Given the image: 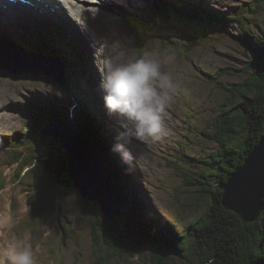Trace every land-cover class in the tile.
I'll return each instance as SVG.
<instances>
[{
  "label": "rangeland",
  "instance_id": "rangeland-1",
  "mask_svg": "<svg viewBox=\"0 0 264 264\" xmlns=\"http://www.w3.org/2000/svg\"><path fill=\"white\" fill-rule=\"evenodd\" d=\"M205 1L218 13L228 11L236 12L237 15L241 14L243 9H248L250 3L259 4L258 0ZM260 1L262 10L254 14L255 19L249 24V28L259 35L257 37L260 40L264 41V0ZM159 2L165 3L164 0H134V2L106 0V4L101 5L100 10L96 9L97 17L94 16L95 12L91 13V17L96 20L98 18L102 24L97 21L98 24L95 25L99 29V40L97 41L93 38V42L88 40L92 36L89 35L91 36L89 37L86 33L87 41L79 34L76 35L77 40L81 41V55L86 61H89L87 68L89 67L88 72L90 73L87 75L83 64L79 65L83 69H77L78 67L75 69L76 71L72 69V73L74 72L80 77L78 84L74 79V84L71 85L66 77L63 82H58L52 76H47L42 72L23 71L13 74L8 69L0 68V173L6 178V184L0 190V198L4 200V205L0 206V257L6 255L13 248L25 246L31 249L36 264H93L100 253L103 254L102 257L108 255L104 244L101 243V246L98 244L101 248L98 250V245L93 241L94 227L98 226V222L104 217L101 209L97 207L99 204L96 201H91L90 204L96 212L92 213L93 215L83 214L79 205L80 194L78 195V191H71L64 201L63 209L57 210L56 214L51 213L48 204H45L40 212H32L31 206L27 203L28 193L31 190L29 184L31 177L28 168L31 166H21L20 163L24 164L22 160L20 163L14 161L13 154L16 147H13L11 142H13L14 135L23 138L26 133V129L22 128V119L26 118L25 113L30 116L27 111H24V105L30 98L50 96L56 101V106L64 105L66 106L64 109L72 114L78 109L80 92L82 96L84 95L82 93V89H84L82 84L86 82V79H83L84 75L88 78L89 85L93 86V89L102 91L99 86L100 71L98 69L100 79H96L93 75L96 73L93 68H97L96 57L105 53L109 46H114L113 41L109 40L112 36L116 39L115 44L124 45L134 56L138 57L146 50L151 51L161 62L162 69L169 73L173 85L170 90L171 101L166 106L163 115L165 133L159 140H136L134 153L137 159L133 166L128 167L130 178L125 177V179H135L136 186L131 184L134 192H137V185L140 183V190L143 193L140 195L143 199L142 204L145 207L148 206L146 208L150 209L154 219L174 226L175 233L180 234L186 231L196 222L198 216L208 209L211 202L210 195H206L205 199H202V193L198 190V186L187 182L186 173L193 174L203 170L205 167L200 159L209 156L211 151L219 147L204 133L205 129L211 126L213 119L219 115L221 105L227 100V91L221 89L218 83L229 85L242 81L247 76L243 66L249 60L251 52L241 39L233 36L217 40L211 38L206 40L207 43L204 45L190 46L187 39L176 30H166L165 32L170 33H162L159 39H153L147 46L141 47L138 37L123 22L122 13L125 10L136 12L146 16L149 20L155 15ZM171 3L173 4V2ZM192 5L189 2L186 3L185 10L189 14L202 17L201 14L204 11L195 9ZM102 10L104 14L106 13L114 19L112 23L107 22L109 18L105 20L99 18L104 17ZM28 18L31 20L32 17ZM60 18L66 26L74 28V23L65 22L67 20L65 15ZM16 19V17H10L5 22L3 21L5 23L3 26L10 35L0 31V35L8 39L10 44H16L11 42L12 35H28V33L36 35L43 27L50 30L54 36L61 38L57 29L49 27L52 26L50 23L48 26H44L38 22L37 26H32L29 24L33 22L26 20L29 22V26H21ZM102 25L107 27H102ZM78 28L80 29L77 25V32ZM237 28L240 27H235L231 31L237 34ZM29 36L32 35L29 34ZM36 38L33 40L39 39ZM71 39L73 38L71 37ZM27 43L33 44L32 46L35 48H40L38 44ZM70 44L73 45L72 40H70ZM57 46L58 43L54 41L53 47L58 51ZM42 50L46 51L47 49L42 48ZM65 54L72 58L69 51H65ZM231 68L237 70L236 75L216 76L218 70ZM80 69L84 72H81ZM70 71L67 73L69 74ZM213 76H215L214 79H212ZM103 95L101 100H103ZM82 101V106L87 109L84 104L85 99L82 98ZM93 107L96 106L93 105ZM101 107H104V103ZM91 110H93L92 107ZM105 111L107 110L105 109ZM106 118L112 123L117 137L118 132L123 130L120 127L121 118L110 115H106ZM56 127L59 125L57 124L54 128ZM65 128L67 129V127ZM112 139L114 140L112 144H115L114 135ZM18 149L26 153L29 152L24 147H18ZM111 166L114 168L113 165ZM123 167L126 168L127 164L124 163ZM5 189L6 191L2 193ZM115 193H118L116 188L113 191V194ZM115 196L119 204L124 206V197L121 194H115ZM12 203L15 204L14 207ZM122 208L125 210L124 207ZM122 215L126 219L125 222L130 224L129 218ZM59 216L65 229L60 224ZM117 218L122 220L121 216H117ZM153 226L150 223L149 228H153ZM191 247H195V243L189 239L187 249ZM163 249H166V245L162 246ZM187 249L183 250V253H186ZM168 259L169 264H197L201 256H195L191 252L181 256L170 253ZM106 264H155L153 250L150 245H146L144 250L137 253L132 259L121 260L118 257H112Z\"/></svg>",
  "mask_w": 264,
  "mask_h": 264
},
{
  "label": "trees",
  "instance_id": "trees-1",
  "mask_svg": "<svg viewBox=\"0 0 264 264\" xmlns=\"http://www.w3.org/2000/svg\"><path fill=\"white\" fill-rule=\"evenodd\" d=\"M164 1L166 5L163 6L164 17L160 16L161 19H158L159 12L156 11L154 22H146V24L149 23L148 25L140 23L143 32L135 25L132 26L133 30L130 28L138 37L141 47L147 46L153 39H159L162 33H170L165 32L166 30L178 31L187 39L190 46L204 45L207 43L206 40L211 38L217 40L229 36L237 37L251 52L249 60L243 66L247 76L242 81L229 85L218 83L221 89L227 91V100L221 105L219 115L213 119L211 126L206 128L204 133L219 147L211 151L209 156L200 159L205 167L203 170L193 174L186 173L187 182L198 186L202 199L210 195L211 202L208 209L198 216L196 222L180 234L175 233L174 226L153 220L150 209L139 203L138 194L140 195V192H134L131 186L124 183L123 171L119 169L123 160L120 159L118 153L113 157L115 161L113 158L109 160L108 155L111 154L112 147L106 144L107 148L103 149L107 161L105 168L111 174H116L113 182L125 199L123 214L129 218L130 224L124 221V216L122 220L115 217L113 221L105 217L101 218L98 226L94 227L93 241L96 245L104 244L108 255L102 257L103 254L100 253L93 264H106L112 257H118L121 260L132 259L137 253H141L146 245H150L153 250L155 264H169L170 253L181 256L188 252L201 256L197 264H264V206L256 220L245 222L236 212L223 204L225 184L231 175L244 164L264 133V41L260 40L257 37L259 35L249 28V24L255 19L254 14L262 10V2L258 0L259 4L250 3L248 9H243L241 14L237 15L236 12H215V9L205 1L199 9L210 12L204 11L201 14L202 17H197L181 9L178 0ZM235 27H240L236 30L237 34L231 31ZM64 35L65 38L60 36L61 39H59L43 27L36 35L28 33V36L22 34L17 36L16 41L26 48L27 46L35 48L33 44H28L26 41L39 36V39L36 38L37 41L48 43L53 50L52 45L55 41L59 44L58 51L62 54L66 66L70 63L76 69L83 63L86 67L87 62L82 57L80 49L70 44L69 39L73 35L70 32H64ZM32 43L37 44L34 40ZM74 43L76 44V41ZM39 46L38 50L45 48L47 52L57 54L45 46ZM65 51L71 52L72 58L66 55ZM236 73V69H220L216 76L236 75ZM214 78L215 76L212 77ZM74 79V77L69 79L71 85L74 84ZM78 89L80 90V87ZM80 95L79 102L82 105L81 92ZM27 103L24 105L25 110L33 111L37 118L22 119L26 133L23 138L14 136L11 142L12 146L16 147L13 158L17 161L22 160L23 166H31L29 184L32 194L29 195L27 203L31 206L32 212H40L44 205L48 204L51 213L56 214L57 210L63 209L67 195L77 190L73 186L64 148L53 136L42 135V129L49 121L45 123L38 118V114H46L63 123H73L97 149L102 145L104 132L97 131L94 126L93 129L91 128L89 117L85 119L83 113L85 108L74 114L81 119L72 121L73 115L70 116L68 110L64 109L66 106H56V101L50 96L30 98ZM84 104L88 107L87 102ZM92 111L96 113L95 110ZM98 128L100 129V126ZM18 147L27 148L29 152L19 150ZM97 151L102 153V150ZM127 181L136 186L134 178L127 179ZM5 184L6 182L0 177V190ZM130 190L133 191L132 194L129 193ZM89 204H91L90 201L79 195L81 212L93 215L92 213L96 211ZM12 205L14 207L15 204L12 203ZM58 218L62 228L65 229L61 217ZM150 223H154L153 228H149ZM189 239L190 241L192 239L195 247L187 249ZM163 245H166V249L162 250ZM100 249L99 247L98 250ZM185 249L187 251L183 253Z\"/></svg>",
  "mask_w": 264,
  "mask_h": 264
},
{
  "label": "water",
  "instance_id": "water-1",
  "mask_svg": "<svg viewBox=\"0 0 264 264\" xmlns=\"http://www.w3.org/2000/svg\"><path fill=\"white\" fill-rule=\"evenodd\" d=\"M0 68L8 69L13 74L42 72L58 82L64 79L63 64H60L58 57L27 49L19 43L10 44L3 37H0ZM42 135L53 136L66 150L69 173L78 193L87 201H96L107 220L113 221L117 216L122 218L123 206L113 194L112 175L106 170L101 154L94 150L80 130L68 123L67 129L63 126L51 128L50 131L42 129ZM223 204L245 222H253L261 213L264 206V133L253 153L225 184Z\"/></svg>",
  "mask_w": 264,
  "mask_h": 264
},
{
  "label": "clouds",
  "instance_id": "clouds-1",
  "mask_svg": "<svg viewBox=\"0 0 264 264\" xmlns=\"http://www.w3.org/2000/svg\"><path fill=\"white\" fill-rule=\"evenodd\" d=\"M101 74L100 88L108 115L121 118L112 150L130 167L137 157L136 140L161 139L165 133L163 115L171 101L169 73L151 51L132 55L122 44L109 46L96 57ZM0 264H36L31 249L13 248L0 257Z\"/></svg>",
  "mask_w": 264,
  "mask_h": 264
},
{
  "label": "bare ground",
  "instance_id": "bare-ground-1",
  "mask_svg": "<svg viewBox=\"0 0 264 264\" xmlns=\"http://www.w3.org/2000/svg\"><path fill=\"white\" fill-rule=\"evenodd\" d=\"M34 1L35 3H38L37 0H32ZM129 1V0H128ZM131 2H134V0H130ZM180 1L179 4L181 9L185 10V4L186 3H191L193 4V8L195 9H199L200 7H202L205 3V0H178ZM106 2V0H55V1H50L49 3V6L50 7H53L55 9V12L59 13V16L61 17H64V15L66 16V19L65 22L69 23V24H75L74 28L71 26V29H63L64 31L63 32H70V33H74L75 34V38L73 39H69V40H77L76 38V35H80L85 41H87V36L85 35V33L91 37V39H88V40H91L92 41V38L94 40H99V36H98V32H99V29L98 27L95 25L98 24V22H100V20L97 18L94 19L93 17H91V13L93 14L95 12V15L97 17V12H96V9L98 8V10L101 9V5H104V3ZM103 3V4H102ZM208 3V2H207ZM8 2H0V31L5 33V34H9V32L7 30H5V27L3 26V24H5L4 22L6 20H8V18L10 17H16L17 19V23L18 24H23L25 22V24L27 26L29 25H32V26H37L38 25V21H34L32 24H29V22H27L26 20H29V16L33 17V14H34V11H33V8H31L29 5L28 6H25L26 3H23L21 4V2H17L15 4L13 3H9V4H12V5H17L19 7H21L19 10V13H13L11 11H9L8 9H4V8H1V7H4L5 5H7ZM106 4V3H105ZM165 4H162V2H159L157 3V8L155 10L159 12V14L157 15V18L158 19H161V17H164L165 16V13L163 11V6ZM166 6V5H165ZM168 6V5H167ZM18 8V7H17ZM7 10V12L5 11ZM186 11V10H185ZM203 11H207V12H210L209 10H205L203 9ZM216 12V11H215ZM102 13H103V10H102ZM180 13V12H179ZM100 14V13H99ZM90 15V16H89ZM104 17H99L101 19L104 18L105 19H108L107 22H113L114 19L109 16L108 14H104ZM192 15V14H191ZM195 15V14H194ZM76 19V20H73V18ZM193 16V15H192ZM95 17V18H96ZM122 18H123V22L126 23L132 30V26L135 25L137 26L138 30H143L141 29L140 27V23H144L146 24V22H154V19L156 18V16H152V19H149L146 17V16H142V15H139L138 13L136 12H130L128 10H125L123 13H122ZM73 20V21H71ZM94 20V21H92ZM4 21V22H3ZM3 22V23H1ZM14 24V23H13ZM16 24V22H15ZM29 24V25H28ZM100 24H102L100 22ZM149 24V23H148ZM146 24V25H148ZM77 25L80 27V29L78 28V32L76 31V27ZM108 26V24H106ZM107 26H104L102 25V27H107ZM110 26V24H109ZM131 30V31H132ZM58 31V30H57ZM143 32V31H142ZM59 33V32H58ZM27 34V33H26ZM58 35V34H57ZM66 35V34H65ZM28 36V35H27ZM16 37L15 35H12V38H11V42L12 43H18L16 41ZM19 37V35H18ZM73 37V36H72ZM65 38V37H63ZM80 39V38H79ZM109 40L113 41V45H114V42H116V39L113 38V36L111 38H109ZM33 40H27V42H32ZM37 44L41 45V46H45L47 47L50 51H55L58 55H59V58L61 57L60 56V52H58L54 47V50L51 49V47L49 46L48 43L46 42H43V41H36ZM151 45V44H150ZM53 46V45H52ZM67 46V45H66ZM81 46V45H80ZM98 48H101L100 46H97ZM80 51H82L81 48H79ZM102 49V48H101ZM71 53V52H70ZM87 66L89 65V61L87 60ZM63 64V70H64V77H66L67 79H72L73 77H75L76 80L80 79V77H78L77 75H75V73L73 72L72 73V69H74V67L69 63V66H66L65 63H63V61L61 60L60 58V64ZM89 68V67H88ZM86 69L87 70V75H90V73L88 72L89 69ZM71 69V71H70ZM75 70V69H74ZM94 72H96L95 74H93L96 79H100L99 77V73H98V67L95 69L93 68ZM69 74H67V72H69ZM76 71V70H75ZM66 72V73H65ZM84 79H86V82H85V87L84 89H82V93H84V96H82L83 99H85V102H87L88 104V107L86 110L83 111L84 115L87 117H89L88 121L91 123V128L93 129V126L96 128L97 131H103L104 132V139L101 140L102 141V145L98 146V149L97 147L94 146V150H102V153L101 151L99 152L102 156V162L104 164V166L106 167V158L103 154V149L105 150L107 148V145L113 147V145L111 144L114 140L112 139V136L114 135V139L116 138V134L114 133V130H113V125L111 122L108 121V119L106 118V115L108 116V113L107 111H105L104 107H101L102 106V103H103V100H101V97L103 95V92L102 91H99V90H96V89H93V86H90L89 85V80L88 78L84 75ZM67 82V81H66ZM97 82H99V80H97ZM66 87V86H64ZM53 90V89H52ZM100 93V94H98ZM62 96V95H61ZM65 96V95H64ZM24 100V99H23ZM46 102V101H45ZM77 103V102H76ZM93 105H95L96 107H93ZM81 105L80 102H78V109H76L70 116L73 115V118L71 119L72 121L74 120H77L79 118V120L81 119L80 117L77 118L76 115H74L76 113V111H79V109L82 110V108L84 109V107ZM91 107L93 108V110L96 111V113L94 114L93 111L91 110ZM46 110V109H45ZM24 111H27L29 113L30 116H27V114L25 113V117H33V118H37V116L35 115V113L31 110H25V107H24ZM19 116V115H18ZM38 118L39 119H42L45 123L46 121L48 120L49 122L47 123L46 127H44V129H48L50 131L51 128H54L55 126H57V124L59 126H64V127H67L68 126V122L67 123H63V122H60L59 120H55V119H52L51 117H49L48 115L46 114H43V115H40V113L38 114ZM44 116V117H43ZM41 117V118H40ZM46 119V120H45ZM54 121V122H53ZM52 122V123H51ZM107 122V123H105ZM100 126V129L98 128ZM22 128L25 129V127L22 125ZM58 128V127H56ZM80 134L83 135L82 131L80 130ZM49 135V134H48ZM15 136V135H14ZM14 136L12 137V139L14 138ZM85 138V134L83 135ZM66 140V142H68V138L65 137L64 138ZM74 139V138H73ZM87 139V138H86ZM116 140V139H115ZM107 144V145H106ZM76 148H79V146H77ZM255 148V147H254ZM66 152V150H64ZM254 151V149H253ZM253 151L251 153H253ZM67 155V153H66ZM114 156H116V152H114L112 149H111V154L108 155V158L109 160H111ZM67 157V160H68V156ZM120 157V155H119ZM121 159V158H120ZM15 162H19L20 161H17V160H14ZM113 161L114 158H113ZM124 161L123 163L121 164V166L119 167V169H122V174H124V177H129L130 178V173L128 172V167L129 165L127 164V167L124 168L123 165H124ZM126 164V163H125ZM21 166H23L21 163H20ZM68 166H69V161H68ZM25 167V166H24ZM30 172V168H28V173ZM0 177L3 181L6 182V178L5 176L1 175L0 173ZM116 177V174L113 175L112 179L114 178L115 179ZM125 179V178H124ZM122 182V180H121ZM124 183H127L129 186H131L130 182L127 181L125 179V182ZM140 183L137 185V192H140V195L143 194L140 190ZM116 188V187H115ZM132 189V187H130ZM117 190V189H116ZM6 191V189L2 192L4 193ZM118 191V190H117ZM131 191V190H130ZM129 193L132 194L133 191H131ZM118 193L120 194L121 192L118 191ZM32 193L29 192L28 193V199H29V195H31ZM117 194V193H115ZM138 194V193H137ZM140 195L138 194V197L140 198L139 200V203L142 204V198L140 197ZM6 196V195H5ZM7 199V198H6ZM139 204V205H140ZM1 205H4V200L0 198V206ZM138 205V204H137ZM145 206V205H144ZM124 207V206H123ZM148 207V206H147ZM125 208V207H124ZM140 213V212H139ZM152 213V212H151ZM141 214V213H140ZM142 215V214H141ZM154 220V218H153ZM152 220V221H153ZM154 225V223H152Z\"/></svg>",
  "mask_w": 264,
  "mask_h": 264
}]
</instances>
